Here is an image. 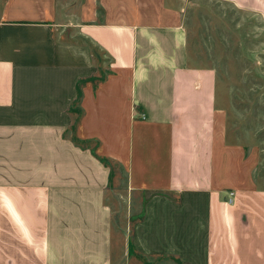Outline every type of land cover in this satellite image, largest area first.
<instances>
[{"label":"crops","instance_id":"1","mask_svg":"<svg viewBox=\"0 0 264 264\" xmlns=\"http://www.w3.org/2000/svg\"><path fill=\"white\" fill-rule=\"evenodd\" d=\"M224 1L264 18V0ZM98 10L0 0V264H264V189L217 165L216 70L182 23ZM103 157L125 172L126 219L142 205L122 249Z\"/></svg>","mask_w":264,"mask_h":264},{"label":"rangeland","instance_id":"2","mask_svg":"<svg viewBox=\"0 0 264 264\" xmlns=\"http://www.w3.org/2000/svg\"><path fill=\"white\" fill-rule=\"evenodd\" d=\"M167 1L98 0L97 22L182 23L188 33L193 61L215 69L218 75L219 172L235 185L264 189V18L224 0H173L180 12L169 9ZM115 76V72L105 70L96 81L105 83ZM103 158L114 172L108 201L114 203L117 211L121 209L116 231L122 249L128 230L141 217L142 205H130V219H126V206L118 204L127 196L125 172Z\"/></svg>","mask_w":264,"mask_h":264},{"label":"built area","instance_id":"3","mask_svg":"<svg viewBox=\"0 0 264 264\" xmlns=\"http://www.w3.org/2000/svg\"><path fill=\"white\" fill-rule=\"evenodd\" d=\"M230 202L232 201V199L229 200Z\"/></svg>","mask_w":264,"mask_h":264}]
</instances>
